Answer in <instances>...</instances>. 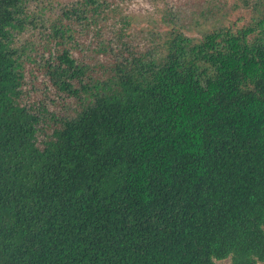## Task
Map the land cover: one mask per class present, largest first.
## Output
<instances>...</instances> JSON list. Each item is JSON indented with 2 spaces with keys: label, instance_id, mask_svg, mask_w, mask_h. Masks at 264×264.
<instances>
[{
  "label": "trees",
  "instance_id": "obj_1",
  "mask_svg": "<svg viewBox=\"0 0 264 264\" xmlns=\"http://www.w3.org/2000/svg\"><path fill=\"white\" fill-rule=\"evenodd\" d=\"M24 6L0 0V264L263 262L264 12L115 53L104 78L63 49L45 70L79 107L46 132L13 42Z\"/></svg>",
  "mask_w": 264,
  "mask_h": 264
},
{
  "label": "rangeland",
  "instance_id": "obj_2",
  "mask_svg": "<svg viewBox=\"0 0 264 264\" xmlns=\"http://www.w3.org/2000/svg\"><path fill=\"white\" fill-rule=\"evenodd\" d=\"M24 8L28 21L13 36L24 68V101L47 110L42 127L50 132L54 119L79 107L45 70V61L55 60L63 49L90 67L94 78H104L115 53L130 58L162 49L172 30L197 41L220 28L255 25L264 0H25ZM57 28L62 35L55 34ZM216 263L230 264V259Z\"/></svg>",
  "mask_w": 264,
  "mask_h": 264
}]
</instances>
